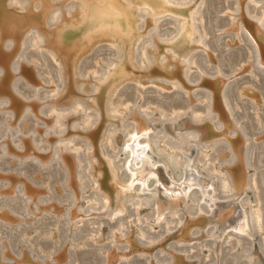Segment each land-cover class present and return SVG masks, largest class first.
Returning a JSON list of instances; mask_svg holds the SVG:
<instances>
[{"label": "rangeland", "instance_id": "1", "mask_svg": "<svg viewBox=\"0 0 264 264\" xmlns=\"http://www.w3.org/2000/svg\"><path fill=\"white\" fill-rule=\"evenodd\" d=\"M0 264H264V0H0Z\"/></svg>", "mask_w": 264, "mask_h": 264}, {"label": "bare ground", "instance_id": "2", "mask_svg": "<svg viewBox=\"0 0 264 264\" xmlns=\"http://www.w3.org/2000/svg\"><path fill=\"white\" fill-rule=\"evenodd\" d=\"M142 132H143V128L137 129L136 132L131 135L130 142L127 145V148H129L130 155H131V159L129 160L128 166L131 169H133V170H137L138 172L141 171V172H139L140 174H136L137 175L136 176L137 178H141V176H144L147 173L150 174V172L151 173L152 172H155L156 169H157V164H156L155 161H154L153 165L150 164L151 165V166H149L150 168L148 167L147 169L145 168L143 170L137 169V167L134 165V161H136V160H139L140 162H145V161L148 162L149 161L146 157H144V154H145V151H146V147L144 145H140L139 144V140H138L140 138V135L143 134ZM185 171H186V174H185V183H187L189 185L194 184L195 183V179H196V174L192 171L191 166L189 164H187V167H186ZM143 173H145V174L143 175ZM143 185H144V182H143ZM168 185L169 186H166L165 188H162L163 192H165V191L168 192V190L173 191L175 189V187L173 186V184H168ZM181 186H182L181 183L176 186L177 194H179V193L182 194L183 193V191L181 190ZM205 187L206 186L204 185L203 188H205ZM203 191H204V189H203ZM163 192H161V193H163Z\"/></svg>", "mask_w": 264, "mask_h": 264}]
</instances>
